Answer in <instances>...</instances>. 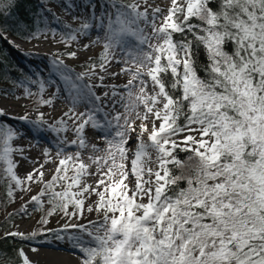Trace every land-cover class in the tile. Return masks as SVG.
Wrapping results in <instances>:
<instances>
[{
	"label": "snow or ice",
	"instance_id": "6c2138e0",
	"mask_svg": "<svg viewBox=\"0 0 264 264\" xmlns=\"http://www.w3.org/2000/svg\"><path fill=\"white\" fill-rule=\"evenodd\" d=\"M17 40L63 48L25 71L8 63ZM101 44L82 71L66 63ZM0 83L8 219L40 213L0 242L51 235L75 264H264V0H0ZM43 132L55 154L28 155L39 142L19 141ZM60 250L0 247V264Z\"/></svg>",
	"mask_w": 264,
	"mask_h": 264
},
{
	"label": "rangeland",
	"instance_id": "374dc122",
	"mask_svg": "<svg viewBox=\"0 0 264 264\" xmlns=\"http://www.w3.org/2000/svg\"><path fill=\"white\" fill-rule=\"evenodd\" d=\"M53 11L60 13L62 19H69L64 13L61 12V10L59 8H56L53 6ZM92 39H95V36L92 37ZM18 44L22 45V51H17L16 49H12L9 48V53L15 57L18 61H20V63H22L24 65V67L29 71H35L36 70V65L39 64L41 67V70H43L44 65H46L52 58L51 54L54 53L58 48H63V45H57L55 43V41H48V42H40L39 43V47L34 48L32 43H23L20 40L16 41ZM81 44H86V43H90L89 40H85V39H81L80 41ZM73 50H76L79 48L78 44H73L72 45ZM102 49V44L98 45V46H93L91 48L90 51L85 52L83 49H80L79 52V60H66V63H68L71 67L75 68V70L77 72L82 71L81 68V64L82 62L88 57V56H93L95 58L96 54H98ZM28 51H32L34 53H38L37 55H32V56H26L24 55L25 52ZM23 53V54H22ZM59 83V82H58ZM61 89H62V95L61 98L56 101L55 103L58 104L57 107V111H53L50 109L52 107H44L41 110H43L46 114L50 113L52 117H58L63 111H67L69 104L67 103L65 97L67 95L66 92L63 91V85H60ZM49 93H46V97ZM21 104H28L29 107L31 108L33 105L29 102V101H21ZM19 111L17 112V115H22L24 112V109L21 108V106L18 107ZM13 113V112H12ZM19 126V125H17ZM37 142H39V147H34L32 148L30 153H33L35 155H33L34 157H38L40 155V152L42 149L44 148H51L53 151V154H55V137L52 133L50 132H43L40 133L36 138H33L31 135H29V137L27 139L21 140L19 141L20 144L22 145H28L29 143L35 145L37 144ZM30 153H28V155H30ZM29 164V168L26 171H21L19 169V172L21 175H23L24 173H26L27 171H30L32 168V165L30 163ZM46 175H51V171H49ZM38 189L34 188L33 194H35V191H37ZM25 199H27V197H25ZM21 205V201H19V199L17 200V202L15 204H12L11 208L9 209V212L12 210H16L18 206ZM31 211V209H30ZM40 215V213H36L33 212L32 215L29 216H24L21 217L20 219H18L14 224L16 225H23L26 224L27 228L25 230H21V231H28L33 229L34 227H36V219L37 217ZM62 223V221H59L57 218H53L51 220V227L54 228H58L59 224ZM15 230L14 228H12L10 231ZM39 241H55L53 238L51 237H44V238H40L38 239ZM59 242H64V241H59ZM28 244H31L30 241L28 242Z\"/></svg>",
	"mask_w": 264,
	"mask_h": 264
},
{
	"label": "trees",
	"instance_id": "16d2710c",
	"mask_svg": "<svg viewBox=\"0 0 264 264\" xmlns=\"http://www.w3.org/2000/svg\"><path fill=\"white\" fill-rule=\"evenodd\" d=\"M33 3H35V0H33ZM75 26V25H74ZM9 52V50H8ZM8 63L11 65L16 66L17 68L24 69L25 71H28L20 61H18L15 57H13L11 54L8 56ZM7 87V85L0 83V88ZM186 156L185 153H181V159H183ZM3 188H0V235H2L6 231H10L13 228V224L21 218V216H16L13 220L9 221L8 214L11 212H16L20 209V206L17 207L16 210H12L9 212V209L11 208L12 204L6 202L3 199ZM52 225L49 224V227ZM54 228V227H52ZM48 237L53 238L51 235ZM22 243L28 244V242H21L19 240H13L8 239L6 241L0 242V247H2L6 252H10L13 248L21 245Z\"/></svg>",
	"mask_w": 264,
	"mask_h": 264
},
{
	"label": "bare ground",
	"instance_id": "6f19581e",
	"mask_svg": "<svg viewBox=\"0 0 264 264\" xmlns=\"http://www.w3.org/2000/svg\"><path fill=\"white\" fill-rule=\"evenodd\" d=\"M22 51V50H21ZM20 51V52H21ZM23 54V53H22ZM20 104H16L12 109V115L18 116L17 112L19 111ZM58 104L55 103V108H51L53 111H57ZM35 154L30 153V156H33ZM34 157V156H33ZM29 168L28 162L24 161L22 162V166L20 167V170L26 171ZM94 218V217H93ZM27 228L26 224L20 225V230H25ZM31 245L34 247H41V252H48L50 249L59 248L61 249L59 252L54 253L55 256H57L61 261H63V264H75V254L71 248H68L65 244V242H57V241H30ZM43 258V257H41Z\"/></svg>",
	"mask_w": 264,
	"mask_h": 264
}]
</instances>
